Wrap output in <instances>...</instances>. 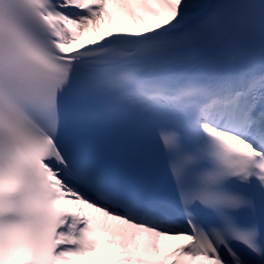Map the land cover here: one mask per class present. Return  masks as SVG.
<instances>
[{
  "label": "snow or ice",
  "instance_id": "obj_1",
  "mask_svg": "<svg viewBox=\"0 0 264 264\" xmlns=\"http://www.w3.org/2000/svg\"><path fill=\"white\" fill-rule=\"evenodd\" d=\"M0 264H264V0H0Z\"/></svg>",
  "mask_w": 264,
  "mask_h": 264
},
{
  "label": "bare ground",
  "instance_id": "obj_2",
  "mask_svg": "<svg viewBox=\"0 0 264 264\" xmlns=\"http://www.w3.org/2000/svg\"><path fill=\"white\" fill-rule=\"evenodd\" d=\"M172 246H175V245H178L180 243H182V241H172V242H169Z\"/></svg>",
  "mask_w": 264,
  "mask_h": 264
}]
</instances>
